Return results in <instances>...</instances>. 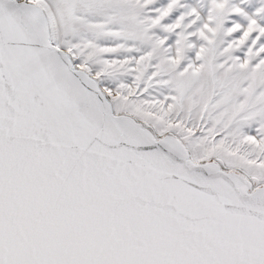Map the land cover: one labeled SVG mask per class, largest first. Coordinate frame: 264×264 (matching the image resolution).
<instances>
[{"label": "snow or ice", "instance_id": "obj_1", "mask_svg": "<svg viewBox=\"0 0 264 264\" xmlns=\"http://www.w3.org/2000/svg\"><path fill=\"white\" fill-rule=\"evenodd\" d=\"M0 264H264V0H0Z\"/></svg>", "mask_w": 264, "mask_h": 264}]
</instances>
